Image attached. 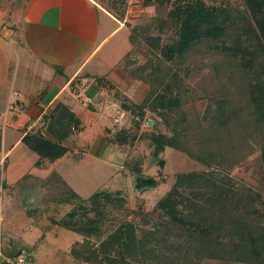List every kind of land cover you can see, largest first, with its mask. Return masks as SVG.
<instances>
[{
    "label": "rangeland",
    "instance_id": "1",
    "mask_svg": "<svg viewBox=\"0 0 264 264\" xmlns=\"http://www.w3.org/2000/svg\"><path fill=\"white\" fill-rule=\"evenodd\" d=\"M101 1L105 3L106 0ZM107 1L114 7L118 18L122 16L124 19L126 10L130 9L126 23L128 34L122 32L108 46L116 51L108 60L109 65L115 67L106 88L89 92L90 84L86 83L87 89L79 91L81 97L89 92L92 101L99 106L91 115L95 124L91 136L84 137V141L76 146L68 145L67 157L56 167L81 198H85L88 192L101 190L118 191L119 197L114 202L105 203L100 216L97 211L87 210L90 203L82 204L84 211L80 209V201L71 199L62 190L54 194L46 184L42 198H45L44 205L48 210L51 209L48 214L52 217L36 220L30 217V208L35 209L29 202L30 180L16 185L7 180L2 199L3 255L26 249L30 252L28 264H105L99 244L117 227L133 223L139 235L146 230L158 229L166 221L164 213L154 212V209L181 173L216 171L236 193H247L249 198L242 203H236L233 198L229 208H233L232 215L236 219H247L251 231L261 234L264 230V114L260 116L251 99L259 67L253 70L242 68L239 58L222 49L223 45L232 47L237 38L242 40L244 37L241 17L245 7L242 1L203 0L207 6L228 9L233 15L240 16L232 24H227L229 29L224 37L217 41H202L173 63H165L159 52L178 37L176 26L167 19L174 0H163L162 3L155 0L149 4L145 3L146 0ZM159 80L169 83L173 95L179 96L181 107L177 113L159 110V114H155L146 107L145 118L152 121L151 125L144 119L137 131H131L125 117L122 124H114L113 119L122 112L114 101L115 97L119 101L125 96L142 100L148 91L162 92L158 87ZM93 84L96 86L94 80ZM151 116L157 123L156 130L166 135H170L169 124L184 117L182 126L186 128L190 144L193 150H205L208 165L183 152L166 148L160 154L163 161V167H160L151 156L150 136L154 134L149 129L153 125ZM125 129L134 139L129 138L123 145H113L116 135ZM200 138L206 147L198 145ZM96 140L100 148H105L97 156H92L85 147ZM18 148L12 154V160L21 150L30 156L24 145ZM6 158L4 156V162ZM131 160H139L137 171L124 166ZM28 166L30 159L27 160ZM3 171L5 178V169ZM146 180H152V184H145ZM69 212L74 213L73 220L67 217ZM90 219L99 220L96 229L82 230L80 234L65 230L68 222L81 229ZM226 226L210 234L209 244L202 247L204 249L198 244L200 235L194 231L187 232V237L182 240L168 239L167 245L174 250V243L184 247L180 255L185 258L181 262L173 259L169 264H264V257L247 259L242 249L235 250L229 243L231 231ZM79 235L82 240L66 250L67 243L63 242L62 236L73 243ZM42 237L45 238L43 242ZM173 253L176 258L178 252ZM189 255L192 260L186 261Z\"/></svg>",
    "mask_w": 264,
    "mask_h": 264
},
{
    "label": "trees",
    "instance_id": "2",
    "mask_svg": "<svg viewBox=\"0 0 264 264\" xmlns=\"http://www.w3.org/2000/svg\"><path fill=\"white\" fill-rule=\"evenodd\" d=\"M152 1L155 0H146L145 3L149 4ZM156 1L163 2V0ZM241 1L245 7V13L241 17L244 37L242 40L237 38L232 47L225 48L223 45L222 49H226L239 58L242 68L253 70L259 67L257 82L252 86L251 99L261 116L264 114V0ZM171 6L167 19L176 26L178 37L172 44L160 49L159 55L165 63H173L184 57L204 40L217 41L224 37L229 29L227 24H232L233 20L240 16L233 15L228 9L207 6L203 0H174ZM118 19L122 20L123 17L120 16ZM108 80L107 76H103L95 78L94 83L97 88L104 89ZM158 87H161L162 92L154 93L151 90L154 88H150L151 92L148 91L142 100H134L128 96H125L122 101H119L117 97L114 98L130 124L128 129L131 131H137L144 119H146L145 122L149 120L145 118L146 107L155 114H159V110L168 113L179 111L180 98L173 95L169 83L159 80ZM153 118L154 116H151L152 120ZM183 122H185L184 117L172 121L169 124L170 135L156 130L157 123L154 120L153 125L149 127L154 131L152 132L154 134L150 136L151 156L153 160L159 162L160 167H163L160 154L166 148L183 152L191 159L208 165L205 150L203 148L193 150L185 132L186 128L182 126ZM79 126L80 122L75 114L65 104L58 102L47 117L45 129L47 136L28 133L21 141L40 159L54 162L68 152L63 142L72 133L79 131L81 129ZM126 131V129L121 130L112 144L123 145L129 138L133 140L134 136L127 134ZM197 143L200 147H206L201 138ZM131 161L124 166L131 171L132 169L137 171L139 160ZM54 177L56 175L52 176ZM61 183L64 185V182L61 181ZM65 187L71 193V199L80 201V209L86 211L82 204L88 202L91 206L87 210L97 211L100 216L102 206L105 203L114 202L119 197L118 191L101 190L95 192L88 200H81L66 185ZM233 198L236 203L238 201L242 203L249 198V195L245 192L236 193V190L229 188L224 178L219 176V172L181 173L177 175L170 190L157 202L154 209V212L164 213L167 217L166 221L160 224L158 229L146 230L139 235L133 223L117 227L100 242L101 259L105 264H169L173 259L181 262L185 258L180 255V250L184 247L180 243H174L175 250L178 252L175 258L173 253L175 250L171 245H167L168 239L173 237L182 240L187 237V232L194 231L200 235L198 244L201 248L206 247L209 244L210 234L219 230V227L223 229L226 224L227 229L231 231L228 235L229 243L235 250L242 249L247 259L264 257V230L261 234L252 232L247 219H236L232 215L233 208L229 207L234 202ZM67 217L73 220L75 216L73 212H69ZM98 223L99 220L96 222L90 219L79 229L72 227L73 223L68 222L65 224L67 228L65 229L80 234L82 230L96 229ZM93 253L96 254L94 251ZM190 260H192L191 255L186 257V261Z\"/></svg>",
    "mask_w": 264,
    "mask_h": 264
},
{
    "label": "crops",
    "instance_id": "3",
    "mask_svg": "<svg viewBox=\"0 0 264 264\" xmlns=\"http://www.w3.org/2000/svg\"><path fill=\"white\" fill-rule=\"evenodd\" d=\"M113 8L107 0H0V160L7 156L4 187L7 180L12 185L30 180L29 202L35 208H30V217L36 220L52 217L42 198L46 184L54 194L62 190L72 197L66 185L81 200L95 193L88 192L81 198L56 165L67 157L68 145L76 146L93 131L91 115L98 111V103L92 101L86 109L77 96L87 89L86 83L90 84L89 92L98 90L93 84L95 78H111L115 66L111 67L108 60L116 50L108 46L122 32L128 34L125 24L130 16L127 9L120 20ZM89 92L86 96L93 100ZM58 102L75 114L81 129L63 142L68 152L50 162L40 159L21 140L28 134V125ZM42 136H47L45 130ZM20 145L30 151V156L21 150L12 160ZM104 148L96 140L88 143L85 151L97 156ZM62 237L66 250L82 240L79 235L70 243Z\"/></svg>",
    "mask_w": 264,
    "mask_h": 264
},
{
    "label": "built area",
    "instance_id": "4",
    "mask_svg": "<svg viewBox=\"0 0 264 264\" xmlns=\"http://www.w3.org/2000/svg\"><path fill=\"white\" fill-rule=\"evenodd\" d=\"M79 102L86 105L92 104V99L88 96H77ZM50 110L43 111L39 117H37L31 124L28 125L27 131L32 135H42L47 126V117ZM124 119V113L120 112L114 119V124H122ZM4 158L0 160V264H28L30 258V252L26 249H21L13 255H3L1 249V227H2V199L4 192Z\"/></svg>",
    "mask_w": 264,
    "mask_h": 264
},
{
    "label": "water",
    "instance_id": "5",
    "mask_svg": "<svg viewBox=\"0 0 264 264\" xmlns=\"http://www.w3.org/2000/svg\"><path fill=\"white\" fill-rule=\"evenodd\" d=\"M152 121H148V125H151ZM145 184H152V180L144 181Z\"/></svg>",
    "mask_w": 264,
    "mask_h": 264
}]
</instances>
